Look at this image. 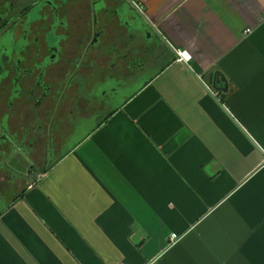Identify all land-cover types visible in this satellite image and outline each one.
<instances>
[{"label": "crops", "instance_id": "crops-1", "mask_svg": "<svg viewBox=\"0 0 264 264\" xmlns=\"http://www.w3.org/2000/svg\"><path fill=\"white\" fill-rule=\"evenodd\" d=\"M133 1L190 59L0 200V264H264V0Z\"/></svg>", "mask_w": 264, "mask_h": 264}, {"label": "flooded vegetation", "instance_id": "flooded-vegetation-1", "mask_svg": "<svg viewBox=\"0 0 264 264\" xmlns=\"http://www.w3.org/2000/svg\"><path fill=\"white\" fill-rule=\"evenodd\" d=\"M128 2L0 0L2 203L23 178H39L104 122L155 71V43L143 49L141 13ZM158 49L166 52L163 45Z\"/></svg>", "mask_w": 264, "mask_h": 264}, {"label": "water", "instance_id": "water-1", "mask_svg": "<svg viewBox=\"0 0 264 264\" xmlns=\"http://www.w3.org/2000/svg\"><path fill=\"white\" fill-rule=\"evenodd\" d=\"M127 1H130V3L128 2V4H131V0H127ZM97 2V1H96ZM143 20L144 21H141V22H143V25H144V27H143V34H142V39H143V49L145 50L146 49V46L147 45H150L151 43H152V41H154L153 43H155V47H154V49L152 50L153 51V58H154V60L156 61V66H155V68L156 69H160L161 67H160V62H161V60L164 58V56H165V54H166V52H167V50L169 49V51L170 52H173V53H175V55H176V52L172 49V48H170L167 44H166V42L162 39V37L158 34V33H156L157 35H158V37L161 39V41H155L156 39L153 37V34L151 33V31L149 30V27H148V21L145 19V18H143ZM150 26V25H149ZM145 33H146V35H145ZM152 35L151 37H149L148 39L146 38V36L147 35ZM151 42V43H150ZM159 45H164L165 47V49H166V52H164V51H162V50H159L158 48H159ZM155 69V70H156ZM143 73H146L145 72V68H143ZM150 77H151V75L150 76H146V77H144V79H143V82L141 83V85L139 86V88L140 87H142L143 85H145L146 84V82L150 79ZM214 81H213V84L211 85V88H213V89H217V87H216V84H221V83H223V85H224V87H226V82H225V80H224V78L222 77V76H220V75H218V74H214ZM224 90H225V88H223ZM132 94H129L128 95V98L131 96ZM122 104V103H121ZM116 109V108H115ZM115 109H113V110H115ZM112 110V111H113ZM111 111V112H112ZM255 146H256V148L257 149H259V147L255 144Z\"/></svg>", "mask_w": 264, "mask_h": 264}, {"label": "built area", "instance_id": "built-area-1", "mask_svg": "<svg viewBox=\"0 0 264 264\" xmlns=\"http://www.w3.org/2000/svg\"><path fill=\"white\" fill-rule=\"evenodd\" d=\"M132 3L136 7V9L144 16V12L141 11V8H140L139 4L134 2L133 0H132ZM189 59H190V55L186 51L176 50V60L177 61L187 63V61ZM176 237H177L176 234L171 233L170 236H169L170 241L173 242L176 239Z\"/></svg>", "mask_w": 264, "mask_h": 264}]
</instances>
